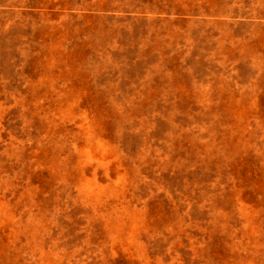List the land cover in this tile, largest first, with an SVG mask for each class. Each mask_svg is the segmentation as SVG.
I'll list each match as a JSON object with an SVG mask.
<instances>
[{
	"label": "rangeland",
	"instance_id": "1",
	"mask_svg": "<svg viewBox=\"0 0 264 264\" xmlns=\"http://www.w3.org/2000/svg\"><path fill=\"white\" fill-rule=\"evenodd\" d=\"M0 264H264V0H0Z\"/></svg>",
	"mask_w": 264,
	"mask_h": 264
}]
</instances>
